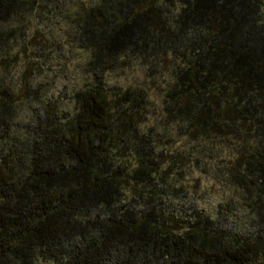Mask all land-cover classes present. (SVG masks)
<instances>
[{
    "label": "trees",
    "instance_id": "16d2710c",
    "mask_svg": "<svg viewBox=\"0 0 264 264\" xmlns=\"http://www.w3.org/2000/svg\"><path fill=\"white\" fill-rule=\"evenodd\" d=\"M0 264H264V0H0Z\"/></svg>",
    "mask_w": 264,
    "mask_h": 264
},
{
    "label": "rangeland",
    "instance_id": "374dc122",
    "mask_svg": "<svg viewBox=\"0 0 264 264\" xmlns=\"http://www.w3.org/2000/svg\"><path fill=\"white\" fill-rule=\"evenodd\" d=\"M52 15L53 14L49 12L43 14L42 17L48 21L42 23L40 26L43 28L42 30L46 31L47 29L52 28L53 22H50L53 20ZM46 24L47 26L45 27ZM57 32L58 31L55 33ZM58 35L62 40L65 39V41H67L66 30H59ZM36 41L44 40L39 36ZM44 52L48 57L44 59L39 66L32 69L35 83H41L42 89L46 91L48 96H51V98L52 96L59 97L61 101L64 102L65 107L68 108L70 107L72 89L80 86L82 82L86 80V76L80 72V69L76 66L77 60H75V58H67L66 49L63 51V54H59L56 53L55 49L49 46ZM218 190V187L214 185L211 191L207 190L205 192H200L201 202L210 205L212 201L217 199ZM235 218L237 221H242L243 216L238 212V215H236Z\"/></svg>",
    "mask_w": 264,
    "mask_h": 264
}]
</instances>
